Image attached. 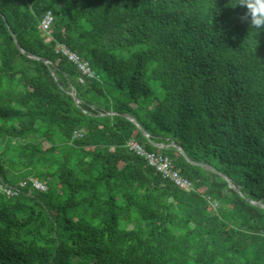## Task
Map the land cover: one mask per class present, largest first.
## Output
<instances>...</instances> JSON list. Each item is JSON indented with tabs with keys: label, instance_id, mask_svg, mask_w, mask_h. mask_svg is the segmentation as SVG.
<instances>
[{
	"label": "trees",
	"instance_id": "trees-1",
	"mask_svg": "<svg viewBox=\"0 0 264 264\" xmlns=\"http://www.w3.org/2000/svg\"><path fill=\"white\" fill-rule=\"evenodd\" d=\"M246 12L238 0H0V264H264V209L246 201L264 205V28Z\"/></svg>",
	"mask_w": 264,
	"mask_h": 264
},
{
	"label": "built area",
	"instance_id": "built-area-1",
	"mask_svg": "<svg viewBox=\"0 0 264 264\" xmlns=\"http://www.w3.org/2000/svg\"><path fill=\"white\" fill-rule=\"evenodd\" d=\"M53 20L54 18L51 12H46L40 21V25H39L40 32L49 35L51 33V26L53 24ZM55 52L65 56L69 62L73 63L76 66L77 70L83 76H86L88 78H94V74L89 68L88 64L80 60V58L77 55L68 51L64 46L62 45L56 46ZM78 81L82 83L81 78H79ZM126 147L133 154L144 159L150 168L154 169V171L158 175H160L163 179L171 182L178 189L186 191V192H189L192 190L191 183L187 179L179 175L177 171H173L171 169L170 161L162 154L148 152L144 150L143 147L134 140H129L126 144ZM35 187L37 189H42V186L37 183L35 184ZM212 206L216 207L217 204L214 203L212 204Z\"/></svg>",
	"mask_w": 264,
	"mask_h": 264
},
{
	"label": "water",
	"instance_id": "water-1",
	"mask_svg": "<svg viewBox=\"0 0 264 264\" xmlns=\"http://www.w3.org/2000/svg\"><path fill=\"white\" fill-rule=\"evenodd\" d=\"M3 20H4V18H3ZM4 22H5V20H4ZM5 25L7 26L6 23H5ZM8 30H9V29H8ZM9 33H10L11 36L13 37L14 43H15V45H16V48H17L20 52H23L22 49H21V48L19 47V45L17 44V41H16L15 37L13 36V34H12V32H11L10 30H9ZM31 58H32V59H35V60H40V61H42L44 64H48V62H46V61L43 60V59H39V58H36V57H33V56H32ZM50 72H51V75L53 76V78L56 80V77H55L53 71H50ZM68 95L72 97V99L74 100V103L78 106L80 102H79V100L77 99V97H76V95H75V92H74L73 88H70V89H69ZM107 115H110V114H107ZM111 115H115V114L112 113ZM122 117L125 118V119H127V120H129L131 123H133V124L139 129V131L141 132L142 136L147 140V142H148L151 146H153L154 148L159 149V150L175 149V150H176V151H177V152H178V153H179V154H180V155H181V156H182V157H183V158H184L189 164H191V165H193V166L204 167V168L208 169L209 171H211V172H213V173L219 175L221 178H223V179L227 182L228 187H229L230 189L234 190L236 193H238L239 195H241V194H240V191L238 190V188H236V187L234 186V184L231 182V180H230L229 178H227V177H225V176H223V175L217 173V172H216L212 167H210V166L202 165V164H198V163L193 162L192 160H190V159L186 156V154H185L184 151L180 148V146H178L177 144H175L173 141H170V143H169V144H166V145L161 144V143H155V142H153V141L151 140V136H150L149 134H147V132H146L144 129L141 128V126L136 122V120H135L132 116H130V115H122ZM246 201H247L249 204H251V205H254V206L258 207V208H262V209H264V205L261 204L260 202H254V201H251V200H248V199H246Z\"/></svg>",
	"mask_w": 264,
	"mask_h": 264
},
{
	"label": "clouds",
	"instance_id": "clouds-1",
	"mask_svg": "<svg viewBox=\"0 0 264 264\" xmlns=\"http://www.w3.org/2000/svg\"><path fill=\"white\" fill-rule=\"evenodd\" d=\"M238 3L247 9L244 20L257 29L264 28V0H238Z\"/></svg>",
	"mask_w": 264,
	"mask_h": 264
},
{
	"label": "rangeland",
	"instance_id": "rangeland-1",
	"mask_svg": "<svg viewBox=\"0 0 264 264\" xmlns=\"http://www.w3.org/2000/svg\"><path fill=\"white\" fill-rule=\"evenodd\" d=\"M146 140V139H145ZM208 171V170H207ZM49 187H52V185H49Z\"/></svg>",
	"mask_w": 264,
	"mask_h": 264
}]
</instances>
